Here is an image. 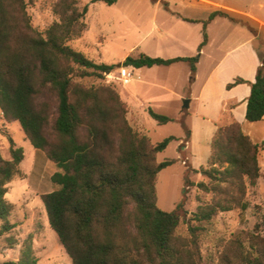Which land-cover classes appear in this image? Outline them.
Listing matches in <instances>:
<instances>
[{"label":"trees","instance_id":"16d2710c","mask_svg":"<svg viewBox=\"0 0 264 264\" xmlns=\"http://www.w3.org/2000/svg\"><path fill=\"white\" fill-rule=\"evenodd\" d=\"M102 1L111 6L118 0ZM33 2L0 0V121L20 123L33 147L59 169L51 179L57 188L41 200L50 228L72 264H264V215L259 207L252 229L220 236L216 256L208 263L202 252L207 226L220 213L246 212L249 190L262 176L263 147L242 125L235 120L217 125L207 166L195 171L206 181L194 185L186 180V186H196L211 197L199 199L183 235L179 229L185 222L186 191L172 212L159 208L157 193L160 173L177 162H158V156L177 138L153 143L130 123L129 106L115 88L84 83L89 78L102 80L122 65L141 69L187 63L194 76L208 43L209 23L217 17L235 19L217 10L203 21L196 56L163 59L139 54L127 57L122 65H108L70 45L86 31L87 5L80 9L79 0H60L55 6L59 21L39 31L29 14ZM260 59L247 102L250 123L264 118L262 53ZM243 83L247 82L236 79L227 88ZM147 112L159 125L177 121L188 130L181 118L152 108ZM10 154L11 159H5L0 149V237L16 227L6 195L9 184L21 175L25 158L11 138ZM24 247L20 260L4 264H38L32 243Z\"/></svg>","mask_w":264,"mask_h":264},{"label":"rangeland","instance_id":"374dc122","mask_svg":"<svg viewBox=\"0 0 264 264\" xmlns=\"http://www.w3.org/2000/svg\"><path fill=\"white\" fill-rule=\"evenodd\" d=\"M59 1L34 0L30 5L29 14L32 24L37 30L44 31L52 23L59 21V15L55 12V6ZM210 1L233 9L252 12L264 20V8L262 10L257 8L259 0ZM86 5L89 7L85 18L86 31L82 38L71 42L70 45L73 49L87 55L91 60L108 65H122L121 62L126 56L137 57L138 54L143 53L153 58L166 59L169 47L163 45L160 38L167 34L195 38L198 33L200 34L202 26L184 20H202L208 16L212 9V5L198 3L197 0H118L111 6L102 0H79L80 9ZM231 17L243 18L233 14ZM247 22L250 21L243 18L242 26L231 25V35L234 37L239 32L243 33L249 29L246 28L248 27ZM249 26L259 30V26L252 22ZM260 32L263 34V40L258 42V46L264 55V29ZM170 53H181L185 56L190 54L185 49H172ZM122 67L123 65L120 68ZM184 67L186 64H179L170 69L156 67L154 68L156 74H153L152 77H144L135 73L134 82L128 86H124L119 79L118 70L120 68L105 74L102 80L89 78L84 81L88 86L103 84L115 88L123 100L129 103H127L128 106L130 105L133 110L139 109V115L134 113L130 117L128 114V119L136 129L146 133L153 143L162 142L169 137L177 138L158 156V162L167 159H174L177 162L160 173L157 193L159 208L166 212H172L176 205L184 199L186 191L185 222H182L179 229L183 235L187 234L188 220L200 205L199 199L207 201L211 197L210 194L200 192L196 186H186L187 179H190L194 185L206 181L200 173L195 172L199 171L201 167L207 166L208 157L205 156V147L203 146L205 137L204 135L197 136L201 144H199L200 146L196 145L193 150L192 148L189 150L187 160V153L180 147V141H186L189 130L185 132L182 129L183 125L177 121L159 125L143 108V106L150 107L155 112L170 117L175 114L176 102L163 104V91L154 87L145 89L142 82L150 81L161 84L165 80L183 75L181 69ZM168 70L172 71L170 72L171 76L166 74ZM146 93L147 95H145ZM187 117V114H183L176 118L183 119L188 126ZM10 138L14 140L17 147L24 150L25 158L20 166L21 175L16 176L8 186L6 199L13 206L10 221L16 227L11 234H4L0 237V264L20 260L24 246L28 242L32 243L33 253L38 259V264H72L71 258L65 252L57 234L50 228L45 206L41 200L43 194L50 193L57 188L51 179L59 169L46 158L43 152H39L33 147L20 123L9 124L1 120L0 149L5 159H11ZM261 166H263V161H261ZM261 171L262 176L258 185L249 190L250 208L241 215L237 211L220 213L214 222L207 226V231L202 236V252L207 263L210 257L216 256L215 245L220 236L252 229L258 220L256 207H259L264 215V169L261 168Z\"/></svg>","mask_w":264,"mask_h":264},{"label":"crops","instance_id":"0c3cea01","mask_svg":"<svg viewBox=\"0 0 264 264\" xmlns=\"http://www.w3.org/2000/svg\"><path fill=\"white\" fill-rule=\"evenodd\" d=\"M197 2L212 5V9H210L206 18L202 20H193L196 22H189L202 26L200 34L198 33L193 39L189 36L177 37L168 34L163 35L160 41L163 45L169 47V54L165 56L166 59L185 56L181 53L171 54L170 52L172 49H185L190 52V54L186 55L187 57L196 56L198 54V48L203 41L202 22L208 20L210 15L217 10L228 13L230 17L231 14L243 17L246 21L258 25L259 32L249 26L250 22H247L248 27L246 28L249 29L243 31V33L239 32L238 35L233 37L230 33L231 25L242 26L243 18H234L235 21L233 22L228 18L217 17L210 22L207 27L208 43L201 51L194 76L187 63H177L171 66L156 67L170 69L179 64H186V67L181 69L183 75L174 79L170 78L169 80H165L161 84L150 81L142 82V80H139V82H142V85L146 87L145 89L154 87L163 91V104L176 102L175 114L170 117L176 118L183 114L188 115L187 123L189 121V125L187 124V128L189 130V135L185 142L180 141V147L187 153V160L189 150L191 148L193 150L196 145L201 144L197 136L204 135V153L205 156L208 157V161L211 153V142L217 131V125L235 120L242 125L243 131L250 136L256 144L263 147L259 161L260 166L261 161H263V166H261V168L264 169V118L256 123H250L246 120L247 102L251 94L250 83L255 82L258 69L261 66V48L259 49L258 42H262L263 40V34L260 30L262 31L264 29V20L252 12L222 6L210 0H197ZM257 8L259 10L264 8V0H259V3L257 2ZM245 23H243V25H246ZM127 57L128 56H126L121 63H123ZM156 67L134 68V70L135 73L141 76L152 77L153 74H156V71H154ZM170 72L172 71L168 70L166 74L171 76ZM236 79H243L247 83L239 84L228 89L227 86ZM145 95H147V93ZM183 99L189 100V108H183ZM129 107L130 117L133 116L134 113L135 115L140 114L139 109L133 110L130 105ZM143 108L144 111L147 112L148 108L146 106H143ZM182 129L187 132L184 128Z\"/></svg>","mask_w":264,"mask_h":264},{"label":"built area","instance_id":"2783aa9c","mask_svg":"<svg viewBox=\"0 0 264 264\" xmlns=\"http://www.w3.org/2000/svg\"><path fill=\"white\" fill-rule=\"evenodd\" d=\"M119 79L124 86L130 85L135 80V70L131 66H123L119 70Z\"/></svg>","mask_w":264,"mask_h":264},{"label":"water","instance_id":"95a60500","mask_svg":"<svg viewBox=\"0 0 264 264\" xmlns=\"http://www.w3.org/2000/svg\"><path fill=\"white\" fill-rule=\"evenodd\" d=\"M183 108H189V100H184L183 101Z\"/></svg>","mask_w":264,"mask_h":264}]
</instances>
